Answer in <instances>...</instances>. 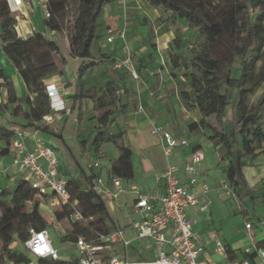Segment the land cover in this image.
Masks as SVG:
<instances>
[{"label": "trees", "instance_id": "16d2710c", "mask_svg": "<svg viewBox=\"0 0 264 264\" xmlns=\"http://www.w3.org/2000/svg\"><path fill=\"white\" fill-rule=\"evenodd\" d=\"M111 1L50 0L52 16L50 19L43 18L42 25L45 29L63 31L66 23L70 22L67 38L71 54L80 58H96L92 47L98 37L103 8ZM146 1L151 6L173 12L198 30L197 48L192 58L193 71L186 73L190 90L183 91L182 96L186 103L199 110L201 117L199 121L189 123L188 129L190 132H211L209 139L212 143L225 149L227 165L223 166V176L233 187L237 199L245 201L253 197L243 167L264 150V124L258 115V109L264 106V90L255 107H248L246 100L264 82V0ZM14 23L15 18L7 1L0 0L1 48L18 69L29 92L25 96L29 106L24 115L27 123H22V128L54 133L43 122L44 117L52 112L44 77L57 70L54 53L61 58L60 47L57 40L46 35L40 27L27 38L18 36ZM223 34L235 43L232 59L217 58L213 54V45ZM258 61H262L259 69ZM96 62L91 60L81 67L76 92L71 96L74 101L72 110L78 109V120L83 118V100L91 97L93 91L86 85L84 75ZM0 79H7L1 61ZM229 108L232 109L230 128L224 119ZM6 109L7 105L0 101V114ZM211 116H215L218 123L212 122ZM122 136V132L110 133L99 128L91 140L81 139L80 145L83 152L89 151L92 156L101 158L103 145L114 144L118 156L111 162L108 175L118 176L127 182L134 179V150L121 141ZM14 139V129L0 122L1 156L11 154ZM98 174L85 172L80 178L67 175L71 197L67 204L55 209V217L61 222L69 220L79 210L85 221H74L71 231L61 236L63 241L73 237L75 240L79 236L91 239L98 233L115 230L105 199L94 190ZM38 196L37 190L24 178L14 188L1 189L0 263L12 260L16 264H25L30 256L20 246L29 238L30 228L42 230L49 227L47 219L35 205L39 202ZM30 203H33L31 208ZM15 211L19 212L18 215ZM16 243L18 245L14 246ZM72 261H75L73 257L58 260L40 258L38 263L70 264Z\"/></svg>", "mask_w": 264, "mask_h": 264}, {"label": "crops", "instance_id": "0c3cea01", "mask_svg": "<svg viewBox=\"0 0 264 264\" xmlns=\"http://www.w3.org/2000/svg\"><path fill=\"white\" fill-rule=\"evenodd\" d=\"M143 1L149 4L146 0ZM32 2L35 4L36 0ZM134 7L135 0H126L128 12L130 10L132 12ZM123 11L121 0H112L104 6L98 37L92 47L96 58L73 56L67 36L52 33L48 28L44 30L49 37L57 40L61 54V58L55 59L57 70L44 77L46 85H55L65 105V109L59 112L52 109V112L43 119L54 133L22 128V123H27L24 115L29 106L25 96L29 92L13 63L9 61L4 65L0 60L7 77L6 80L0 79V101L7 105L5 112L0 114V122L8 127H21L28 135L27 141L30 146L37 142L51 145L60 159L62 173L76 178L88 172L86 165L92 156L89 151H82L80 140H91L99 128L110 133L122 132L121 141L134 150V179L123 182V190L116 198L104 199L115 230L123 228L131 242L127 246L122 243L112 244L106 255L117 254L122 259L138 264H150L157 257L158 248L155 244L136 239L133 221L137 215L134 213L133 204L140 193L162 194L163 187L157 181V176L169 164L182 166L193 151L203 150L201 141L197 138L193 142L190 141V146L176 147L170 155H166L159 135L152 132L153 125L161 124L175 135L183 137L177 129L178 123H175L174 114L182 113L186 108L177 93V78L171 75L163 56L164 50L172 43L174 36L170 30L158 27L152 39L146 41L143 36L137 34V29L129 26L130 17L126 23L124 22ZM111 28L115 29L114 34L108 33ZM122 29L126 30V34L127 31L131 33L127 35L126 41L117 36ZM110 35H114L112 42L107 40ZM125 50L137 54L132 56L136 60L138 78H134L126 68L117 65V55ZM91 60L98 62L88 68L84 78L86 85L93 89L92 96L83 100V118L78 120V109L72 110L74 101L71 96L76 92V80L81 67ZM166 87L170 90L176 88V94L173 95V91L168 93ZM189 123H184L183 131L190 132ZM208 140L214 154L208 157L203 152L204 159L198 169L199 178L206 180L210 190L200 195V204L192 207L191 212L196 214L194 229L200 234L204 245L200 259L221 263L226 259V253L217 249L216 241H222L226 249L233 250L235 254L242 253L243 249L251 244L246 229L248 221L252 223L253 240L264 245V150L258 152V155L243 167L245 179L253 190V197L245 201L233 197L232 201H227L226 198L231 195L218 189L220 181L224 179L223 166L227 164L224 162L222 166L219 164L221 145L216 146L209 138ZM101 155V158L93 157L101 162L99 173L112 187L108 169L113 159L117 158L118 150L114 144L106 143L103 145ZM14 173L11 154L0 155L2 179L0 185L14 188L18 183ZM51 204L53 205V200ZM203 204H206L205 209H201ZM51 218L55 223L50 224L57 228L61 221L56 219L55 214H52ZM75 240L69 239L65 242L75 247L73 244ZM70 257L76 260L77 255Z\"/></svg>", "mask_w": 264, "mask_h": 264}, {"label": "built area", "instance_id": "2783aa9c", "mask_svg": "<svg viewBox=\"0 0 264 264\" xmlns=\"http://www.w3.org/2000/svg\"><path fill=\"white\" fill-rule=\"evenodd\" d=\"M11 13L15 18L14 29L18 36L27 38L37 30L33 14L37 9L42 10L43 18L52 16L50 0H6ZM123 4V20L126 23V0ZM55 33V29H49ZM114 29H109V34ZM47 35V34H46ZM120 39L126 41V30L118 33ZM108 42L114 40V35L107 38ZM118 66L126 65L134 78L139 74L136 66L128 59L117 63ZM51 99V107L56 112L65 109L63 98L58 93L54 84L47 85ZM15 131V139L12 144V165L15 167V177L27 179L43 199L48 195L53 200V205L67 204L71 197L68 177L61 171L60 159L55 149L44 142H37L30 146L27 141V133L21 127H11ZM152 132L158 134L164 152L170 155L176 147H188V138L175 135L161 124H155ZM204 159L201 150H195L182 165L169 164L168 167L157 176V181L162 184L163 193L138 194L133 204L137 218L133 221L136 230V239L147 241L157 246V257L150 264H264V245L253 240L252 223H246L251 244L243 249L242 253H230L222 241H216L218 250L226 253V259L221 263H212L200 259L204 251L201 236L195 231L197 221L196 214L191 212L192 207L200 204V195L207 193L210 186L204 179L199 178L198 166ZM101 162L91 156L86 169L89 174L98 173ZM112 187L107 180L98 174L94 180V190L103 198H116L123 190V180L118 176H109ZM220 191L236 197L233 187L224 178L218 187ZM237 198V197H236ZM206 204L201 205L205 209ZM70 220H85L81 211L76 210ZM131 240L126 236L125 230L119 228L107 233H98L91 239L79 236L74 245L77 250V258L70 264H138L128 259H122L117 254L106 255L110 246L114 243L129 245ZM24 248L29 253L30 260L25 264H36L40 258L60 259L58 250L54 247L50 232L47 229L36 230L30 228L29 238L24 242ZM0 264H16L9 260Z\"/></svg>", "mask_w": 264, "mask_h": 264}, {"label": "rangeland", "instance_id": "374dc122", "mask_svg": "<svg viewBox=\"0 0 264 264\" xmlns=\"http://www.w3.org/2000/svg\"><path fill=\"white\" fill-rule=\"evenodd\" d=\"M135 3H136V7L132 9V12L131 10L128 12V9L126 8L125 14L128 20H129V17L131 18V23L129 26L130 27L132 26L134 29H137V34L143 36V38H145L146 41H149L157 33L155 32L157 28L161 27L164 30H170V32H172V35L174 36L172 43L169 44L168 47L164 50L163 56L165 58V65L170 69L171 75L177 78V85H178L177 93H179V96L182 99L185 105V108H186V110H183L182 113L174 114V118L176 120L175 123H178L177 129L179 130V133L181 132L180 135L185 138H188L189 141L191 142L199 138L202 144V150L204 153H206V156L208 157L213 156L214 154L213 149L211 148V145L208 142L209 135L211 134L209 130H206V132L196 131L197 133H190L188 130L183 131V129L185 128L184 123L199 121L201 117L199 110L193 107L191 104L186 103L182 96L183 91L190 90L188 80L186 77V73H190L193 71L192 58L197 48L198 30L190 26L185 20L179 19L171 11H167L161 7H154L147 3L145 4L143 0L141 1L135 0ZM33 17H34L33 19L35 23L37 24V26L45 30V28L42 25V19H43L42 10L37 9L36 12L33 14ZM66 25L67 26H65L63 31L62 30L56 31V33H61L62 36H67L68 34L67 28L70 25V22L66 23ZM0 31H1V26H0ZM46 33L47 32L45 31V34ZM113 33H115V29ZM130 34L127 31L126 37L127 35L129 36ZM1 46H2V42L0 41V60L3 62L4 65H7V63L10 60L7 58V56L2 51ZM234 47H235V43L232 40H230L226 34H223L221 36V39L214 43L213 54L217 58L232 59ZM54 55L55 57H59L55 53ZM132 55L137 56V54L133 51H131V53L129 52V50L122 51L120 52L119 55H117L118 62L128 59L131 63H133L137 67L136 60L134 59V56ZM157 55L159 56L160 54L157 53ZM261 63L262 61H258L257 63L258 69ZM123 67L127 69L126 65L121 66V68ZM127 71L129 70L127 69ZM263 90H264V82L259 88L255 90V92L250 93L248 95L247 100H246L248 107H255L257 105V102ZM172 91H173V95H175L176 88L167 90L168 93ZM258 115L260 117L261 123L264 124V106L258 109ZM231 118H232V109L229 108L224 115V119L227 122L226 124L228 128L232 126V123L230 121ZM210 119L212 122L218 123L215 116H211ZM219 151L221 153V161L219 164L222 166L223 162L225 164L227 162L225 159L226 152L222 145ZM1 182H2V179L0 178V183ZM3 188H5V186L0 185V191ZM38 199H39V202L36 203L35 205L38 207L41 213L48 220V223H49L48 230L50 232L51 240H52L54 247L58 250L59 255L63 258H67L72 255L76 256L77 251L75 247L70 246L68 242L63 241V239L61 238V236H64L66 233L71 231V229L73 228L74 222H72L70 219L64 220L61 222V224H58L56 228L55 225L50 224V222L55 223V220L53 222L51 216L52 214L54 215L55 209H59L61 208V206L52 205L51 204L52 200L49 197L46 199H43L42 197L38 196ZM226 199L227 201H232L233 196L227 197ZM32 205L33 203H30V208ZM0 212H1V206H0ZM18 213H19L18 211H15L16 215H18ZM15 239L17 240V242H19L17 235H15ZM71 239L73 240L74 237ZM15 245H18V243L14 244V246ZM20 245H22V243H20ZM20 248L26 251V249L24 248V245H22V247L20 246ZM1 250H2V241L0 240V253H1ZM36 264H39V263H36Z\"/></svg>", "mask_w": 264, "mask_h": 264}]
</instances>
